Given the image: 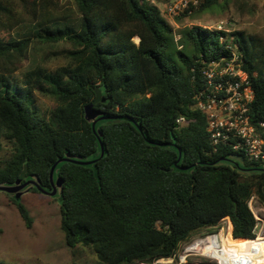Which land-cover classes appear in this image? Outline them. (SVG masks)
<instances>
[{
	"label": "trees",
	"instance_id": "obj_1",
	"mask_svg": "<svg viewBox=\"0 0 264 264\" xmlns=\"http://www.w3.org/2000/svg\"><path fill=\"white\" fill-rule=\"evenodd\" d=\"M73 4L62 15L39 7L26 36L0 37V152L10 151L0 164V184L34 177L50 191L49 171L58 159L95 160L60 162L53 173L62 181L55 198L65 243L71 251L91 249L93 264L173 259L196 231L215 234L222 222L226 247L255 243L250 201L264 209V163L224 145L215 150L194 94L203 63L227 56L221 38H231L253 90L250 121L264 140V47L241 32L199 26L179 29L177 43L173 26L149 0ZM215 5L201 0L182 15ZM1 9L7 10L0 2ZM34 42L69 44L62 52L66 65L53 72L34 66L14 78ZM36 92L51 96L55 108L41 113ZM86 105L101 113L94 125L102 134L101 157L84 119ZM179 116L184 125H176ZM8 196L29 228L28 210Z\"/></svg>",
	"mask_w": 264,
	"mask_h": 264
},
{
	"label": "rangeland",
	"instance_id": "obj_2",
	"mask_svg": "<svg viewBox=\"0 0 264 264\" xmlns=\"http://www.w3.org/2000/svg\"><path fill=\"white\" fill-rule=\"evenodd\" d=\"M154 1L162 17L173 26L174 36L179 35L177 31L184 27L199 26L203 29L217 30L220 26L224 33L241 32L246 38L252 39L256 45L264 47V0H217V5L212 8L203 12L180 15V20L165 15L161 4L165 0ZM0 2L7 9L0 10V37L4 40L26 36L28 24L35 21L39 7L58 15L66 13L67 10H74L73 0H0ZM31 38L34 41L38 40L36 37ZM134 41L138 42L136 38ZM69 48L66 42L32 43L22 68L14 75V78H20L21 73L34 66L53 72L56 68L66 65L67 60L62 52ZM35 100V105L41 113H46L56 106L55 100L48 95L36 92ZM9 154V148L5 146L0 152V164L9 157ZM57 196L58 194L50 197L29 191L20 197L32 218L31 226L28 228L9 196L0 191V261L9 264H70L72 262L93 264L96 262L97 258L91 249L77 246L71 251L66 245L64 233L60 227L61 214L55 198ZM250 208L258 218L264 220V209L256 199L250 201ZM224 226L222 222L217 229V234L221 231L223 234ZM257 233L258 230H256ZM208 234V229L196 231L188 241L179 245L175 258L158 260L155 264H181L180 260L185 254V248L194 240ZM261 235L264 236V229ZM223 239L224 248L232 251L235 247H226L225 237ZM216 241L218 243V240ZM263 243L264 238L259 236L253 249L256 248L258 252L263 253V245H260ZM254 253L255 251L253 255ZM186 262L187 264L194 262L215 264L207 258L192 255L186 257Z\"/></svg>",
	"mask_w": 264,
	"mask_h": 264
},
{
	"label": "built area",
	"instance_id": "obj_3",
	"mask_svg": "<svg viewBox=\"0 0 264 264\" xmlns=\"http://www.w3.org/2000/svg\"><path fill=\"white\" fill-rule=\"evenodd\" d=\"M200 2L201 0H165L161 4L165 15L176 17L182 15L191 7L196 8ZM151 3L156 5L154 0ZM217 31H223L222 27L219 26ZM179 39L180 35L175 34V42H178ZM221 41L228 54L218 61L213 60L209 63H203L204 66L200 69L201 82L194 94L195 107L205 115L206 132L215 150L220 145H224L234 152L241 153L248 161L264 163V140L249 117L254 95L248 74L242 68L241 55L232 39L222 37ZM175 123L177 126L184 125L186 120L183 116H179L176 118ZM259 127L264 128V123H259ZM254 216L256 220L258 219L255 234L256 230H258V233L254 239L259 236L264 238L261 235L264 229V220L258 218L255 214ZM221 235L223 236L222 231L218 234L209 233L205 237L194 240L191 245L185 248V254L180 260L181 264H187L186 257L190 255L207 258L215 264H221L219 260L211 257L210 253L203 254L199 251H190L192 245L204 242L210 243L209 239L215 237L218 240L215 245L216 251L223 252L224 236ZM254 251L256 249H253ZM229 261L230 264H264L258 263L250 250L241 251V254L238 255H230ZM193 264L200 263L194 262Z\"/></svg>",
	"mask_w": 264,
	"mask_h": 264
},
{
	"label": "water",
	"instance_id": "obj_4",
	"mask_svg": "<svg viewBox=\"0 0 264 264\" xmlns=\"http://www.w3.org/2000/svg\"><path fill=\"white\" fill-rule=\"evenodd\" d=\"M84 119L91 123L93 131L97 135L98 144L100 146V157L104 154V147L101 142V132L99 130H95L94 125L96 123V119L100 116L101 113L95 111L91 105H86L84 107ZM233 159H239L242 160V157L234 156ZM72 161L80 165H91L95 162V160H89L84 161L80 157H73L70 155H67L64 158L58 159L50 168L49 171V181L51 184V190H44L39 186L38 179L31 177L29 180L25 182H21L20 179H17L13 184H0V191L4 192L8 195H11L14 199H20V197L29 191H31L33 188L36 189L38 192L48 195L50 197H54L56 194H61L62 191V181L59 178H53V173L56 165L60 162H67Z\"/></svg>",
	"mask_w": 264,
	"mask_h": 264
},
{
	"label": "bare ground",
	"instance_id": "obj_5",
	"mask_svg": "<svg viewBox=\"0 0 264 264\" xmlns=\"http://www.w3.org/2000/svg\"><path fill=\"white\" fill-rule=\"evenodd\" d=\"M209 240H210V243L204 242V243H196L192 245L190 247V251H199V252H202L203 254L210 253V256L213 257L214 259L219 260L221 264H225V263L230 264V261H229L230 255H234V254L238 255L239 253L241 254V251L246 252L247 250H250V253L252 254V256L256 257V260L264 259V254H263L264 245L262 247L263 253H260L256 250L254 255H253V248L255 247V243L246 244V245L241 244L242 246L238 245L239 247L236 246L235 249H233L232 251L231 250L228 251L226 248H224L223 252H218L215 249V245L217 244V241H216L217 238L215 239L214 237H212Z\"/></svg>",
	"mask_w": 264,
	"mask_h": 264
},
{
	"label": "crops",
	"instance_id": "obj_6",
	"mask_svg": "<svg viewBox=\"0 0 264 264\" xmlns=\"http://www.w3.org/2000/svg\"><path fill=\"white\" fill-rule=\"evenodd\" d=\"M223 236H224V232H223Z\"/></svg>",
	"mask_w": 264,
	"mask_h": 264
}]
</instances>
